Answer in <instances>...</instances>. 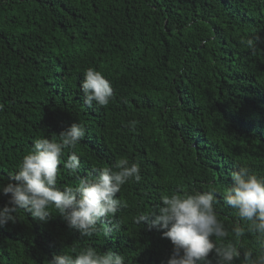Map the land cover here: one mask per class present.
<instances>
[{
	"label": "trees",
	"instance_id": "16d2710c",
	"mask_svg": "<svg viewBox=\"0 0 264 264\" xmlns=\"http://www.w3.org/2000/svg\"><path fill=\"white\" fill-rule=\"evenodd\" d=\"M260 30L264 0H0V183L35 139L74 122L87 129L76 148L80 175L127 158L142 176L118 194L127 203L118 232L82 238L59 214L38 223L20 212L0 228V264H47L73 246L165 264L171 241L134 217L162 194L209 186L230 230L231 172L244 164L264 176V45L244 43ZM89 67L112 84L106 107L83 103ZM74 182L61 166L58 183ZM243 243L255 250V235Z\"/></svg>",
	"mask_w": 264,
	"mask_h": 264
},
{
	"label": "clouds",
	"instance_id": "9594fccd",
	"mask_svg": "<svg viewBox=\"0 0 264 264\" xmlns=\"http://www.w3.org/2000/svg\"><path fill=\"white\" fill-rule=\"evenodd\" d=\"M262 31L244 41L250 51L264 45ZM80 88L88 107H106L114 97L110 80L91 67L84 71ZM86 132L85 125L74 122L59 135L44 134L33 141L9 182L0 183V195L8 197L0 208V228L15 223L24 212L38 223H47L53 214H59L82 238L101 231L109 236L120 230L118 213L127 203L118 194L125 184L141 181V165L120 158L111 166L80 175L83 164L76 148ZM61 166L75 177L73 184L58 183ZM230 176L231 185L223 193L224 203L235 210L237 218L230 230L218 217L214 186L204 191L162 194L161 204L134 217L137 225L161 231L162 237L171 241L173 250L165 264H264V176L244 164L236 166ZM101 223L106 225L103 229ZM246 233L255 235V250L245 248ZM47 264H127V258L111 250L73 246L53 255Z\"/></svg>",
	"mask_w": 264,
	"mask_h": 264
}]
</instances>
